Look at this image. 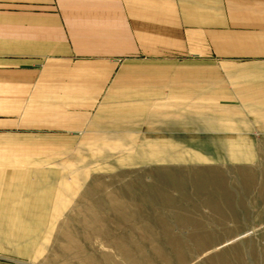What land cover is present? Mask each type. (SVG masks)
<instances>
[{"label": "crops", "instance_id": "obj_1", "mask_svg": "<svg viewBox=\"0 0 264 264\" xmlns=\"http://www.w3.org/2000/svg\"><path fill=\"white\" fill-rule=\"evenodd\" d=\"M263 161L264 0H0V264L41 260L93 181L151 171L140 211L195 230L211 195L162 172Z\"/></svg>", "mask_w": 264, "mask_h": 264}, {"label": "rangeland", "instance_id": "obj_2", "mask_svg": "<svg viewBox=\"0 0 264 264\" xmlns=\"http://www.w3.org/2000/svg\"><path fill=\"white\" fill-rule=\"evenodd\" d=\"M200 173L168 170L160 186L175 199L180 188L195 185L211 195L200 198V220L189 222L198 229L177 223L176 213L153 226L151 213L140 211L147 199L139 187L151 186L152 172L122 173L93 181L100 190L79 199L47 253L29 264H264V161L243 171Z\"/></svg>", "mask_w": 264, "mask_h": 264}, {"label": "bare ground", "instance_id": "obj_3", "mask_svg": "<svg viewBox=\"0 0 264 264\" xmlns=\"http://www.w3.org/2000/svg\"><path fill=\"white\" fill-rule=\"evenodd\" d=\"M62 230V227H60L59 232ZM204 251V250H203Z\"/></svg>", "mask_w": 264, "mask_h": 264}]
</instances>
